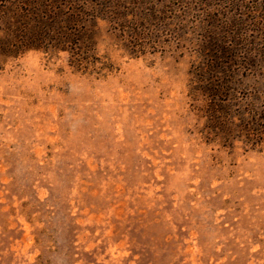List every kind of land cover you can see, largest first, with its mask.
I'll return each instance as SVG.
<instances>
[{
    "label": "rangeland",
    "instance_id": "1",
    "mask_svg": "<svg viewBox=\"0 0 264 264\" xmlns=\"http://www.w3.org/2000/svg\"><path fill=\"white\" fill-rule=\"evenodd\" d=\"M136 1L137 36L99 23L94 73L0 66V264H264V134L213 135L200 92L236 54L264 129V0Z\"/></svg>",
    "mask_w": 264,
    "mask_h": 264
},
{
    "label": "trees",
    "instance_id": "2",
    "mask_svg": "<svg viewBox=\"0 0 264 264\" xmlns=\"http://www.w3.org/2000/svg\"><path fill=\"white\" fill-rule=\"evenodd\" d=\"M142 8L136 0H0V66L8 58L40 49L66 52L73 69L94 73L95 66L103 62L97 49L99 23L116 25L133 38L137 29L132 25L146 19L139 15ZM225 50L208 64L200 88L205 97L206 119L212 134L224 142L238 134L254 141L256 136L264 134V129H254L258 126L253 121L254 107L249 103L247 112L240 103L237 109L238 103H233L239 86L234 80L248 75L243 76L232 67L237 55H227L229 52ZM224 58L229 61H220ZM248 60L252 61L249 57ZM103 69L110 67L105 65Z\"/></svg>",
    "mask_w": 264,
    "mask_h": 264
}]
</instances>
